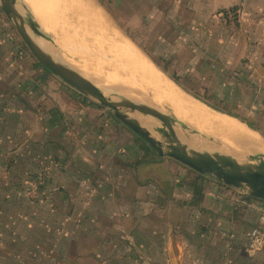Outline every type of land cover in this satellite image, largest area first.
Here are the masks:
<instances>
[{"label": "crops", "instance_id": "0c3cea01", "mask_svg": "<svg viewBox=\"0 0 264 264\" xmlns=\"http://www.w3.org/2000/svg\"><path fill=\"white\" fill-rule=\"evenodd\" d=\"M209 1L212 11L241 9L238 0ZM19 36L0 17V127L5 124L0 173L7 170L6 163L20 168L28 161L27 175L36 177L43 161L48 183L39 191L56 211L46 218L49 223L29 219L23 230L17 226L26 234L23 239L42 225L50 249L45 244L38 248L60 258L59 264L83 262V237L89 238L83 246L92 244L96 252L138 254L140 264H165L169 256L170 264H264V250L249 251L264 201L168 157L139 161L148 145L107 107L42 66ZM12 187L15 191L17 186ZM47 193H52L50 199ZM70 193L77 196L69 201ZM83 223L92 225V237L79 231ZM97 254L87 257L92 264H104Z\"/></svg>", "mask_w": 264, "mask_h": 264}, {"label": "rangeland", "instance_id": "374dc122", "mask_svg": "<svg viewBox=\"0 0 264 264\" xmlns=\"http://www.w3.org/2000/svg\"><path fill=\"white\" fill-rule=\"evenodd\" d=\"M88 1L94 6L98 5L125 36L127 29L138 37L149 48L153 58L161 59V65L166 67L171 75L180 79L184 87L211 105L231 111L233 115L264 131V118L259 117V113L264 111V30H260L261 26L264 28V0H238L241 8L239 16L231 17V21L220 13L227 11L222 10L223 7L212 11L214 5L210 9L208 6L212 1L209 0ZM32 2L39 6V12L34 14L36 23L32 22V27L49 38L56 49L66 55L69 54L67 48L73 47V43L69 41L75 42L78 35L77 32H68L65 27L69 18H75L77 26L81 27L84 24L80 14L77 13L76 16L69 11L74 5L73 2L78 4L81 0H32ZM218 2L224 4L228 0ZM83 6L90 10L86 5ZM0 11L2 12L1 9ZM0 17L11 25L13 33L18 36L6 15L3 13ZM20 39L22 40L21 37ZM27 49L29 50L28 47ZM140 50L154 63L145 51ZM156 67L161 71L157 65ZM108 109L114 114L112 109ZM120 112L130 113L126 109ZM14 121L11 116L8 118L9 124H13ZM4 129L5 124L4 127H0L3 142ZM153 135L166 144V139L156 133ZM12 164L6 163L7 170L4 169L0 173V264H28L23 261L24 251H36L38 246L35 242H30L34 240H24L22 235L26 234L22 232L21 235L16 227L21 225L19 230H23V225L29 224V219H33L34 222L45 220L49 223L46 218L54 215L56 211L53 210L55 205L49 204L45 199V192L39 191L48 183L42 174L43 161L40 163L41 170L36 166L35 173H38L36 177L27 175L28 161L20 168L16 167L15 163ZM13 184L17 186L15 191ZM47 194H50V199L52 193ZM71 195L77 196L70 193L69 201ZM55 201L61 200L57 198ZM30 214L31 216H28ZM77 216L78 211L75 218ZM38 226V231L43 230L42 225ZM113 228L117 226L113 225ZM79 231L91 234L93 228L91 224L83 223ZM108 233L113 232L109 229ZM35 237L39 238L40 233H36ZM49 237L46 231L44 238L46 249H50ZM88 240L89 238L83 237L79 245L81 252L85 254L83 259L80 258L83 261L81 264H92L93 258L87 256L93 253H98L96 260L103 259L104 264H117L119 258H127L129 264H140L142 261L138 254L129 255L127 252V256H124L125 250H120L119 253L116 249L114 252L98 249L96 252L92 244L89 247L83 246ZM63 243V246L69 249V244L64 241ZM172 258L173 256H169V259L165 257V264H170ZM47 260L49 264L60 262V258L52 260L47 257Z\"/></svg>", "mask_w": 264, "mask_h": 264}, {"label": "bare ground", "instance_id": "6f19581e", "mask_svg": "<svg viewBox=\"0 0 264 264\" xmlns=\"http://www.w3.org/2000/svg\"><path fill=\"white\" fill-rule=\"evenodd\" d=\"M26 1L37 14L39 6L32 0ZM73 4L69 11L76 16L80 14L84 24L80 27L75 18L68 19L65 28L78 35L75 42L66 40L73 43L72 48H67L69 54L56 49L49 38L33 28L42 43L69 69L94 84L107 98L142 101L170 114L178 121L183 133H186L184 125H188L225 147L264 154V138L259 132L249 129L234 116L218 113L200 100L192 99L121 33L98 5L94 6L88 0ZM132 116L151 133L149 129L153 122L149 117L139 113Z\"/></svg>", "mask_w": 264, "mask_h": 264}, {"label": "water", "instance_id": "95a60500", "mask_svg": "<svg viewBox=\"0 0 264 264\" xmlns=\"http://www.w3.org/2000/svg\"><path fill=\"white\" fill-rule=\"evenodd\" d=\"M0 9L42 66L81 95L112 109L115 117L140 137L158 158H171L200 174L213 176L227 186L264 201V154L246 153L225 147L209 140L199 131L192 130L188 125H184L186 133H183L173 116L142 101L107 98L94 84L69 69L36 36L32 27V22L36 23V17L26 0L0 1ZM190 97L199 101L192 95ZM206 106L221 113L209 105ZM123 109L130 113H121ZM135 113L151 119V133L146 132L132 116ZM247 127L249 128L248 125ZM153 133L165 138L168 143L163 144ZM167 149L168 152L165 151Z\"/></svg>", "mask_w": 264, "mask_h": 264}, {"label": "trees", "instance_id": "16d2710c", "mask_svg": "<svg viewBox=\"0 0 264 264\" xmlns=\"http://www.w3.org/2000/svg\"><path fill=\"white\" fill-rule=\"evenodd\" d=\"M220 13L222 14V16H224L225 19H228V20H232L231 17L233 16H236L238 17V8H231L229 9L228 11H220ZM126 31V34L127 36L140 48L142 49L143 51H145L147 53V55L153 60V62L161 69V71L168 75V77L174 81V83H176L177 85H179L180 87L183 88V90H185L187 93H189L190 95H192L193 97H195L196 99L202 101L203 103L209 105L210 107H212L213 109L221 112V113H225V114H229L231 116H234L236 118H238L240 121L246 123L249 128H251L252 130L256 131V132H259L261 134V132H264L261 128L259 127H256V126H253L252 124H250L249 122H246L245 120L233 115L231 113V111H228V110H224V109H220L218 106L216 105H211L210 103L202 100L196 93H193L192 90H189L187 89L186 87L183 86V84L180 82V79L178 80L177 77H175L174 75H171L169 70L166 68V67H163L161 64H162V60L159 59H154L153 58V54L151 53V51L149 50V48L140 40L138 39V37H136L134 34H132L129 30H125ZM147 49V50H146ZM260 116L261 118H264V111H261L260 113ZM263 134V133H262ZM264 136V134H263ZM151 158H156V154L154 151L150 150V148H145L144 151H143V155L142 157L139 159V161H143L145 159H151ZM39 229V228H38ZM35 230V229H31L30 230V235H27L25 237L24 240H34V241H30L32 243H36V245L38 246H42V244H45L44 242V238H45V235H46V230H41V231H38ZM36 233H40V236H43V237H35V234ZM71 245H73L74 247L77 246V243L76 241H73L70 243ZM40 248V247H39ZM37 248L36 251H32V250H25L24 251V257H23V261L28 263V264H49L48 260H47V252H41L40 249ZM98 255V254H97ZM96 255V256H97ZM22 256V255H21ZM52 258L53 260H55V257H50ZM77 257H75L76 259ZM55 262V261H54ZM129 264L127 258H123L121 259L120 261L117 260V264Z\"/></svg>", "mask_w": 264, "mask_h": 264}, {"label": "built area", "instance_id": "2783aa9c", "mask_svg": "<svg viewBox=\"0 0 264 264\" xmlns=\"http://www.w3.org/2000/svg\"><path fill=\"white\" fill-rule=\"evenodd\" d=\"M264 250V208L261 213L260 223L250 233L249 251L260 253Z\"/></svg>", "mask_w": 264, "mask_h": 264}, {"label": "flooded vegetation", "instance_id": "af4514ba", "mask_svg": "<svg viewBox=\"0 0 264 264\" xmlns=\"http://www.w3.org/2000/svg\"><path fill=\"white\" fill-rule=\"evenodd\" d=\"M164 139H165V138H164ZM166 141L168 142V140H166ZM167 142H166V143H167ZM167 151H168V149H167Z\"/></svg>", "mask_w": 264, "mask_h": 264}]
</instances>
